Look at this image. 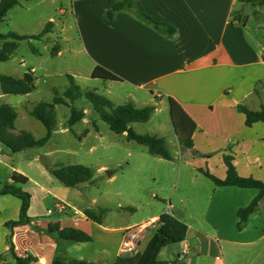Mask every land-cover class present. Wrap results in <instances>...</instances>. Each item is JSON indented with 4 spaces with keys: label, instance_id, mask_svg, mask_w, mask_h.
I'll list each match as a JSON object with an SVG mask.
<instances>
[{
    "label": "crops",
    "instance_id": "obj_1",
    "mask_svg": "<svg viewBox=\"0 0 264 264\" xmlns=\"http://www.w3.org/2000/svg\"><path fill=\"white\" fill-rule=\"evenodd\" d=\"M39 1L42 3L44 0ZM133 1L140 4L147 16L170 25L176 33L167 36L165 32L156 31L131 10L119 11L113 19H107L105 13L114 0H70L71 12L78 29L79 48L75 50V54L83 56L89 66L88 77L82 79L95 81L91 78L94 68L97 66L105 68L120 79L116 82L106 81L107 89L116 83L129 87L133 92L127 93V99L133 106L154 107L150 120L159 111L160 104L166 102L169 110L167 99H174L196 125L192 136L195 152L188 149H184L186 152L183 151L175 135L181 156L184 154L191 158V162L187 161L188 165L197 161L199 166L195 170L200 175L199 169H202L208 170L219 179H224L226 167L223 157L227 156L232 158L240 177H251L264 182V123L257 122L247 127L244 115L236 109L237 105H243L253 111L264 108V22L262 24L257 22L247 37L238 26L243 22L246 28L248 18L244 11L246 7L260 8L264 5L245 4L239 0ZM238 4V15L232 16ZM19 7L22 5L9 10L6 17ZM254 15L256 19L259 17L258 14ZM60 55L62 53L59 51L57 56ZM23 65L24 62H21V66ZM27 72H32L34 76L36 74L35 68L30 67L18 74L4 75L22 78ZM70 73L78 85L75 77L80 71ZM44 76L45 74H42L41 77ZM34 90L22 96L29 98ZM92 90L97 92L96 88ZM2 94L0 89V99L4 98ZM137 101H142V106H138ZM86 117L87 114L81 121H85ZM16 121L17 117L14 127ZM91 121L95 124L97 122L95 119ZM133 124L135 123L130 126ZM97 128L96 124V129L93 128L95 132H98ZM90 132L92 131L88 130L87 135ZM54 135L55 131L52 137ZM120 136L125 138L126 134ZM143 152L141 151V157L136 164L149 161ZM13 158L8 149L0 145V184L5 181L6 184L12 183L11 174L18 173L27 177L28 182L25 185L33 182L37 186L34 192L26 189L31 197L27 211L29 224L13 229L7 228L5 223L19 219L21 200L12 195H0V264H15L12 253L18 257L28 255L33 257L34 260L29 264H51L55 257L64 261L84 260L95 264L94 261L85 260L83 257L68 256L71 246L85 243L55 242L46 234L48 225L55 222H58L61 228L73 227L84 231L92 238L88 243L94 242L93 227L103 236H112L111 234H122L132 226L152 223L139 234L140 240L136 242L138 251L144 250L154 233L155 222L160 214H155L138 224L118 228L103 226L110 210L104 215L101 224L87 220L83 215L85 210L81 215L67 212V216L72 215L67 218L68 220L50 221L46 219L50 215L49 210H46L43 204L50 190L32 176H28L19 166L14 165ZM172 161L173 157L170 162ZM212 165L218 174H213ZM37 168L40 178L51 180L47 172L51 173L49 169L52 168L39 166ZM211 183L205 208L199 219L194 221L193 215L180 210L171 213L177 220L187 225L185 240L163 248L158 254V260L168 261L169 264L264 263V196L243 229L239 231L236 229L237 211L246 207L258 195V190L216 186ZM85 184L87 183L78 186L82 187ZM78 186L74 188L77 191ZM22 190L26 191L24 188ZM61 190L66 189H57L54 198L65 207L69 206V202L59 197L63 194ZM105 207L104 209H111L109 206ZM126 239L125 235L120 237L112 256V264L119 254H131L124 247ZM144 240L145 245L141 250ZM185 248L188 249L187 255L181 252ZM256 257H260L261 262L256 261L254 259Z\"/></svg>",
    "mask_w": 264,
    "mask_h": 264
},
{
    "label": "rangeland",
    "instance_id": "obj_2",
    "mask_svg": "<svg viewBox=\"0 0 264 264\" xmlns=\"http://www.w3.org/2000/svg\"><path fill=\"white\" fill-rule=\"evenodd\" d=\"M22 3V7L16 8L15 12H12L0 24L1 34L11 30L17 34L35 35L40 33L49 21L52 22L53 28L51 33L45 35L46 38L43 36L39 40L21 42L12 58L0 62V74H18L33 67L36 70V78H39L38 81L36 80L35 90L29 98L2 94L4 98L0 99V104L12 106L17 113L16 129L28 131L36 138L44 136V126L30 116L29 112L36 103L51 102L53 88L61 95L68 87L67 75L72 76L70 71H73L74 74L76 70L80 71L76 75L75 81L78 82V86L82 90L96 88L97 93L116 105L130 103L127 93L133 91L129 87L116 83L112 88L107 89V82L82 79L88 77L89 66L83 56L75 54V50L79 48L78 29L71 12L70 0H44L42 3L39 0H27ZM238 7L239 4L234 8L232 16L238 15ZM244 11L248 17L246 28H244L243 22H240L238 26L243 29L244 35L247 37L257 22L260 24L264 22V6L260 8L250 6L246 7ZM254 14H258L259 17L256 19ZM54 47L62 55H51L50 52ZM32 49H35L36 52L34 53ZM21 62H24L23 66H21ZM42 74L45 76L41 77ZM141 102L137 101L136 104L142 106ZM73 106L77 109H84L87 117L85 121L75 124L71 132L66 127L70 108L64 105L57 106L55 135L45 146L26 149L18 153L8 150L14 157V165L19 166L28 176H32L50 190V194L43 202L46 210H49L50 213L46 219L50 221L68 220L67 218L74 214L81 215L83 210L104 209L105 206L111 208L108 209L111 212L103 224L108 228L138 224L155 214L169 212L172 215L171 213H176L177 210L193 215L194 221L199 219L204 211L212 183L195 170L199 166V162L195 161L189 166L187 163L191 162V158L184 154L181 156L166 102L160 104L159 111L153 115L150 121L135 123L131 127L139 134H154L164 137L168 151L173 157L172 162L153 158L147 154L144 147L135 142H128L120 135L111 132L106 123L95 115L92 116L94 114L92 108L84 98L77 100ZM91 118L97 120L98 132L92 128ZM87 129L92 132L89 135H84ZM182 150L186 152V150ZM141 151H144L143 153L149 161L136 164L141 157ZM55 164L89 167L93 173L92 180L82 187L78 186L77 191L74 188H65L51 173L47 172L51 180L39 177L37 166L53 168ZM214 167V165L211 166V171L216 175L218 171ZM107 171L112 172L113 175L108 176ZM5 182L0 186H4ZM199 182L203 184L201 185ZM14 185L21 189H28L29 192H34L37 186L33 182L25 186ZM57 189H66L61 190L63 194L58 195L64 201L69 202L72 209L68 205L65 210L55 208V204L58 202L54 198ZM25 192L29 193L27 190ZM67 212L72 215L67 216ZM192 222L190 221V223ZM92 232L94 242L74 244L71 246L68 256L70 258L83 257L85 260L94 261L95 264H112V256L120 237L125 235V232L119 235L103 236L95 227ZM149 236L150 234H148ZM145 241L141 244V250ZM254 259L261 262L260 257Z\"/></svg>",
    "mask_w": 264,
    "mask_h": 264
},
{
    "label": "trees",
    "instance_id": "obj_3",
    "mask_svg": "<svg viewBox=\"0 0 264 264\" xmlns=\"http://www.w3.org/2000/svg\"><path fill=\"white\" fill-rule=\"evenodd\" d=\"M23 1L27 0H0V24L4 21L7 13L14 7L21 6ZM240 3L264 5V0H239ZM122 10H131L141 21L152 26L156 31L165 32L167 36H172L176 30L168 24L160 23L147 16L139 3L133 0H114L111 7L106 11L105 17L113 19L115 14ZM53 28L52 22H47L40 33L35 35L17 34L9 31L5 34L0 33V62L8 61L17 50L19 42L27 40H39ZM35 53V49H32ZM59 50L52 48L50 54L57 55ZM68 87L60 93L53 88V97L51 102H39L33 105L30 116L39 121L45 128L43 137L36 139L28 131H17L14 127L17 114L15 110L7 105L0 104V145L7 148L12 153H18L25 149H35L45 146L52 138L57 127L56 106L64 105L70 108V115L66 122V127L70 132L72 127L85 117L84 109L75 108L74 103L84 98L91 106L94 114L98 119L107 124L110 131L116 135L126 134L127 141H134L143 146L146 152L155 157L171 161L172 157L167 149L165 138L150 134H139L130 126L132 123H146L150 120L154 107L145 106L136 108L130 103L116 105L109 99L103 97L93 90H82L75 82L72 76L67 75ZM94 80L116 82L120 79L103 67L97 66L91 74ZM36 76L32 72H27L22 78H14L9 75L0 74V89L5 95L22 96L31 93L35 89ZM169 117L173 131L177 140L183 149L193 151L192 136L196 130L193 120L184 112L180 105L172 98H168ZM236 109L245 117V125L250 127L254 123H264V108L257 111L250 110L243 105H237ZM91 125L96 129L95 122ZM88 133V129L84 135ZM83 135V136H84ZM223 162L226 167V176L219 179L209 173L208 170L199 169V172L213 182L216 186H237L240 188H255L258 195L244 208L237 211L238 221L236 229L242 230L248 218L255 212L257 205L264 196V182L255 180L251 177L243 178L237 174L232 163V158L224 156ZM52 176L57 179L66 188H75L80 184L88 183L92 180L93 173L89 167L83 165H57L50 169ZM10 184L0 187V195H12L21 200L20 214L17 221L5 223L9 229L29 224L30 219L27 211L30 204L29 193L23 191L16 185H25L28 182L27 177L18 174H11ZM108 209H98L93 211L87 209L83 212L84 217L96 224H101L104 215ZM156 228L153 235L148 240L143 251L135 254L121 253L113 264H169L158 260L159 252L168 245L182 243L185 240L187 226L177 220L169 213H162L155 222ZM55 242L70 241L76 243H88L92 240L91 236L84 231L66 227L61 228L58 222L50 223L45 230ZM12 247V246H11ZM12 251V248H10ZM15 264H29L34 260L31 256L18 257L14 253ZM51 264H94L84 260L64 261L58 257L53 258Z\"/></svg>",
    "mask_w": 264,
    "mask_h": 264
},
{
    "label": "built area",
    "instance_id": "obj_4",
    "mask_svg": "<svg viewBox=\"0 0 264 264\" xmlns=\"http://www.w3.org/2000/svg\"><path fill=\"white\" fill-rule=\"evenodd\" d=\"M55 208L65 210V206L59 202L55 204ZM149 224H152V223H149ZM149 224H143L138 227L128 228L124 231L125 232L124 234L127 237L126 242L124 243V247L127 251H130L131 254H135L138 251L136 242L140 240L139 234L143 232ZM181 252L183 255H187L188 249L185 248Z\"/></svg>",
    "mask_w": 264,
    "mask_h": 264
},
{
    "label": "water",
    "instance_id": "obj_5",
    "mask_svg": "<svg viewBox=\"0 0 264 264\" xmlns=\"http://www.w3.org/2000/svg\"><path fill=\"white\" fill-rule=\"evenodd\" d=\"M106 173L108 176H110L112 174V172H109V171H107Z\"/></svg>",
    "mask_w": 264,
    "mask_h": 264
}]
</instances>
